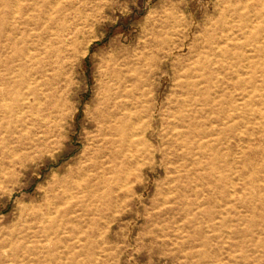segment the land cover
Listing matches in <instances>:
<instances>
[{"label": "rangeland", "instance_id": "1", "mask_svg": "<svg viewBox=\"0 0 264 264\" xmlns=\"http://www.w3.org/2000/svg\"><path fill=\"white\" fill-rule=\"evenodd\" d=\"M0 264H264V0H0Z\"/></svg>", "mask_w": 264, "mask_h": 264}, {"label": "bare ground", "instance_id": "2", "mask_svg": "<svg viewBox=\"0 0 264 264\" xmlns=\"http://www.w3.org/2000/svg\"><path fill=\"white\" fill-rule=\"evenodd\" d=\"M33 98V97H32ZM15 108L14 107H10V109H9V111H10V113H14L15 112Z\"/></svg>", "mask_w": 264, "mask_h": 264}, {"label": "snow or ice", "instance_id": "3", "mask_svg": "<svg viewBox=\"0 0 264 264\" xmlns=\"http://www.w3.org/2000/svg\"><path fill=\"white\" fill-rule=\"evenodd\" d=\"M129 3H131V0H128Z\"/></svg>", "mask_w": 264, "mask_h": 264}]
</instances>
